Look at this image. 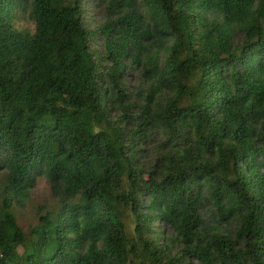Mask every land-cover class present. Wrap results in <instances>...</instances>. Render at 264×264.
Segmentation results:
<instances>
[{
  "label": "trees",
  "instance_id": "16d2710c",
  "mask_svg": "<svg viewBox=\"0 0 264 264\" xmlns=\"http://www.w3.org/2000/svg\"><path fill=\"white\" fill-rule=\"evenodd\" d=\"M0 264H264V0H0Z\"/></svg>",
  "mask_w": 264,
  "mask_h": 264
},
{
  "label": "rangeland",
  "instance_id": "374dc122",
  "mask_svg": "<svg viewBox=\"0 0 264 264\" xmlns=\"http://www.w3.org/2000/svg\"><path fill=\"white\" fill-rule=\"evenodd\" d=\"M87 22L94 26L95 24L101 22L102 11L100 8L93 6L92 4L87 6ZM127 88L130 92L134 93L136 88L141 85L139 75L136 71L130 70L125 77ZM144 164L153 165L155 163L152 153H146L144 155ZM53 203L52 198L49 195L48 187L43 179H37L29 194V199L23 205V208L17 209L15 212V217L18 226L23 232H27L29 228L34 224L35 212L44 210L47 206ZM174 234L169 228L163 227V239H171Z\"/></svg>",
  "mask_w": 264,
  "mask_h": 264
}]
</instances>
